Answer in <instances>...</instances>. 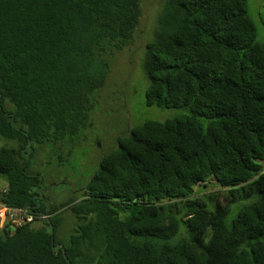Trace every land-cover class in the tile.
Returning <instances> with one entry per match:
<instances>
[{
  "label": "trees",
  "instance_id": "trees-1",
  "mask_svg": "<svg viewBox=\"0 0 264 264\" xmlns=\"http://www.w3.org/2000/svg\"><path fill=\"white\" fill-rule=\"evenodd\" d=\"M142 1L0 0V204L34 216L0 231V264H264V41L248 0H165L146 105L185 113L129 128L65 201L32 169L85 126ZM212 181L220 197L198 193Z\"/></svg>",
  "mask_w": 264,
  "mask_h": 264
},
{
  "label": "rangeland",
  "instance_id": "rangeland-1",
  "mask_svg": "<svg viewBox=\"0 0 264 264\" xmlns=\"http://www.w3.org/2000/svg\"><path fill=\"white\" fill-rule=\"evenodd\" d=\"M164 2L142 1V17L134 43L119 51L111 60L109 78L92 100V110L80 133L53 148L46 146L33 157L32 169L44 177L43 190L49 202L58 203L79 195L95 173L101 157L117 147L118 139L124 138L129 128L147 119L163 121L185 113L182 109L146 105L149 84L144 69L146 43L155 35ZM248 5L258 28V38L264 41V0H248ZM5 144L0 136V146ZM8 144L15 145V142ZM197 191L200 194L216 193L220 197L225 190L218 182L212 181L198 187ZM248 202L250 200L234 203L228 219H232ZM71 214L70 210L62 212L65 218L64 227L60 230L63 240L71 232L74 221ZM16 219L19 220L20 216Z\"/></svg>",
  "mask_w": 264,
  "mask_h": 264
},
{
  "label": "built area",
  "instance_id": "built-area-1",
  "mask_svg": "<svg viewBox=\"0 0 264 264\" xmlns=\"http://www.w3.org/2000/svg\"><path fill=\"white\" fill-rule=\"evenodd\" d=\"M20 216L17 220L16 217ZM43 217H47L46 215ZM34 216L30 214L27 209L9 207L7 205L0 204V231L5 227L7 223H11L12 226L17 227L27 221H33Z\"/></svg>",
  "mask_w": 264,
  "mask_h": 264
},
{
  "label": "water",
  "instance_id": "water-1",
  "mask_svg": "<svg viewBox=\"0 0 264 264\" xmlns=\"http://www.w3.org/2000/svg\"><path fill=\"white\" fill-rule=\"evenodd\" d=\"M51 232H52L53 241H54V228H53V225H51ZM60 247H61V245L58 248H60Z\"/></svg>",
  "mask_w": 264,
  "mask_h": 264
}]
</instances>
